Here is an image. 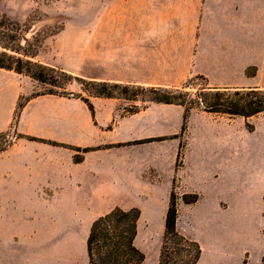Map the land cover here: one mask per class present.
Masks as SVG:
<instances>
[{"label": "crops", "instance_id": "0c3cea01", "mask_svg": "<svg viewBox=\"0 0 264 264\" xmlns=\"http://www.w3.org/2000/svg\"><path fill=\"white\" fill-rule=\"evenodd\" d=\"M106 4L99 32L85 40L86 79L173 88L202 76L212 88H264V0ZM250 67H255L253 76L246 74ZM0 71H5L0 72L4 131L28 89L21 85L23 75ZM118 99L89 97L94 117L77 98L39 95L25 103L16 127L19 133L96 149L75 162L72 150L60 146L26 140L15 156L11 145L0 152V199L9 198L11 185L62 182L75 199L85 193L88 199L130 201L125 209L137 206L141 211L135 237L141 249L140 229L150 233L158 226L162 238L175 177L179 195H200L193 204L179 200L176 220L178 231L201 247L196 264H202L205 254L211 264L226 263L234 251V233L264 227V159L257 157L261 148L246 141L247 135L259 134L264 147V112L245 119L191 111L182 137L181 166L175 169L183 106L148 102L135 113L118 114ZM246 123L253 125L252 131ZM154 137L164 139L127 144ZM144 201L149 202V212L140 203ZM186 210L194 212L193 224L201 230L197 235L182 227L181 212Z\"/></svg>", "mask_w": 264, "mask_h": 264}, {"label": "rangeland", "instance_id": "374dc122", "mask_svg": "<svg viewBox=\"0 0 264 264\" xmlns=\"http://www.w3.org/2000/svg\"><path fill=\"white\" fill-rule=\"evenodd\" d=\"M106 6V0H0V50L4 49L1 46L12 47L19 53L7 50L11 54L63 68L74 76L85 78V40L89 34L99 32L101 9L106 10ZM23 52L34 55L25 56ZM20 78L21 85L28 89L24 97L50 88L26 75ZM204 85V80L195 79L184 89L196 98ZM66 90L88 96L76 81L67 84ZM117 102L118 114L127 113L132 105L140 107L148 103L122 97ZM8 140H12L11 148L17 156L19 145L27 139H15L10 133L0 138V143ZM246 141L261 148L257 157L263 161L260 135H247ZM72 152L74 156L80 154ZM7 192L9 198L0 199V264H87L85 239L92 220L114 206L131 205L127 200H99L97 196L88 199L85 193L75 199L62 182L18 188L11 185ZM140 203L149 212V202ZM80 208L83 211H79ZM193 213L190 210L181 212L182 227L187 233L197 235L201 230L193 224ZM233 237L234 251L222 264H261L264 227L247 234L234 233ZM160 244L158 226L150 233H142L140 229L138 246L145 255L143 264H156ZM202 264H211L206 254Z\"/></svg>", "mask_w": 264, "mask_h": 264}, {"label": "trees", "instance_id": "16d2710c", "mask_svg": "<svg viewBox=\"0 0 264 264\" xmlns=\"http://www.w3.org/2000/svg\"><path fill=\"white\" fill-rule=\"evenodd\" d=\"M1 47L4 48L0 50L1 69L26 75L41 84L49 85L50 88H47L40 93H31L25 97L21 95L14 109L13 118L9 128L0 131V138L9 136L10 133H12L15 139L25 138L29 141L68 148L80 153L78 156L73 157L75 162L82 161L85 152L96 148L75 147L51 139L25 135L17 132L16 127L21 110L25 103L30 99L39 95H56L67 98H77L85 103L93 117L94 107L89 100V97L91 96L104 98L122 97L133 101L139 99L143 102L181 105L184 108V112L179 132V137L181 139L175 161V169L181 166V158L185 146L182 137L187 129L188 118L191 111L202 109L207 112L225 114L229 117L240 116L245 119L264 112V88H212L207 86L205 82V85L201 88L203 90L199 92L196 98H192L184 88L191 85L195 79L205 81L204 77L195 76L187 80L182 86L173 88L161 86L144 87L129 83L90 80L80 76H74L63 68L43 65L37 61L23 58L21 55L11 54L7 50L19 53L12 47ZM21 54L25 56L34 55V53L27 55L25 52ZM255 71V67H250L246 69V74L248 76H253L255 75ZM72 81H76L88 96H82L79 93L67 91L66 85ZM144 106L145 104L140 107L132 105L127 113H135ZM111 125H109V127ZM245 127L248 131L253 130V125L249 123H246ZM162 139L164 138L154 137L136 140L127 144H137ZM11 145L12 140L0 143V152L5 151ZM176 187V178L173 177L157 264H196L201 256V247L195 239L185 236L178 231L176 220L178 216L179 200L185 204H193L199 200L200 195L195 192H185L179 195L176 191ZM140 213L141 211L137 206H132L127 209L120 206H114L108 212L93 219L89 225L85 239L87 264H142L145 260V255L135 245L137 222ZM260 263L264 264V253L260 258Z\"/></svg>", "mask_w": 264, "mask_h": 264}]
</instances>
